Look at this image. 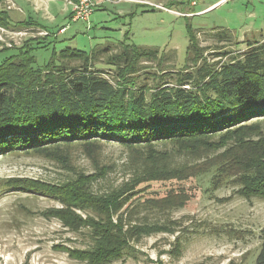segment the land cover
Segmentation results:
<instances>
[{
  "label": "trees",
  "instance_id": "16d2710c",
  "mask_svg": "<svg viewBox=\"0 0 264 264\" xmlns=\"http://www.w3.org/2000/svg\"><path fill=\"white\" fill-rule=\"evenodd\" d=\"M180 4L186 3L166 2L169 8ZM0 24L38 23H14L10 11L0 7ZM187 27V53L195 51L199 67L188 72L185 61L170 86L162 81L138 87L142 62L160 56L161 63L164 51L129 41H120L108 55L113 76L95 67L97 51L66 47L40 65L28 41L0 62V154L43 156L74 175L58 183L14 177L5 188L54 199L61 206L42 215L58 218L74 232L88 229L89 246L57 245L77 261L110 264L132 254L145 236L176 231L156 215L198 197L195 189L177 185L187 180L210 176L214 190L233 187L227 200L234 195L264 200V40L250 41L246 51L217 67L204 57L196 30ZM110 143L126 150L122 167L130 177L97 190L118 167L102 161V149ZM77 147L93 163V172L74 163ZM156 184L166 188L155 190ZM261 239L254 264H264V228ZM182 245L177 236L171 252L179 256Z\"/></svg>",
  "mask_w": 264,
  "mask_h": 264
},
{
  "label": "rangeland",
  "instance_id": "374dc122",
  "mask_svg": "<svg viewBox=\"0 0 264 264\" xmlns=\"http://www.w3.org/2000/svg\"><path fill=\"white\" fill-rule=\"evenodd\" d=\"M92 1L94 10L88 20L72 19L77 0L0 1V7L10 11L14 23L24 19L38 23L0 24V50L9 48L0 52V62L28 41L40 65L50 60L54 50L59 52L66 47L82 49L89 54L97 51L95 67L113 76V69L106 63L108 55L120 48V41H129L141 48L164 51L161 63L160 56L142 62L144 67L139 73L138 87H153L162 81H168L170 86L176 83L179 72L186 66L190 67L188 72L199 67L194 65L195 51L187 53V23L196 30L199 47L205 49L204 57L211 64L218 63L217 67L246 51L250 41L264 40V0H198L197 6H173L189 17L131 2ZM155 1L166 4L168 0ZM193 10L203 13L193 15ZM40 25L43 27L39 28L49 29L52 33L49 36L37 33ZM63 27L65 30L61 31ZM23 30L28 32L23 34ZM107 47L112 50L104 51ZM185 61L187 65L182 67ZM69 63L81 65L80 60ZM183 87L189 89L191 85L184 84ZM73 151L78 168L87 172L95 170L81 147ZM101 154L103 163L118 167L106 180L96 184L97 190L116 186L130 177L122 167L126 156L122 146L106 144ZM71 176H74L72 172L61 163L43 156L0 154V264H88L71 258L67 251L57 247L59 244L70 248L89 246L92 241L88 229L74 232L58 218L41 213L61 206L60 202L7 189L4 185L6 180L14 177L58 183ZM210 178L203 176L178 183L195 189L198 197L180 209L157 212L156 218L166 220L176 231L145 236L134 243L136 250L132 254L110 264H254L264 228V200L239 195L227 200L233 187L214 190ZM155 186V190L166 188L162 184ZM177 236L183 244L179 256L171 252Z\"/></svg>",
  "mask_w": 264,
  "mask_h": 264
},
{
  "label": "built area",
  "instance_id": "2783aa9c",
  "mask_svg": "<svg viewBox=\"0 0 264 264\" xmlns=\"http://www.w3.org/2000/svg\"><path fill=\"white\" fill-rule=\"evenodd\" d=\"M78 2L74 6V15H73V20H79V19H84L88 20L91 13L94 10V3L92 0H77ZM114 1V0H113ZM131 2L135 4H141V5H146L150 7H155L161 10H165L167 12H176L179 13V15H186V13L180 12L174 8H169L166 4L159 3L155 0H115V2ZM168 1H180L184 2L186 4H189L190 6H196L198 5V0H168ZM201 12H195L192 13L193 15L195 14H200ZM28 29V28H26ZM40 30H37V33L44 34V35H50L51 33L47 29L43 28H38ZM65 28H62L61 31H64ZM28 30H23V34H26Z\"/></svg>",
  "mask_w": 264,
  "mask_h": 264
},
{
  "label": "crops",
  "instance_id": "0c3cea01",
  "mask_svg": "<svg viewBox=\"0 0 264 264\" xmlns=\"http://www.w3.org/2000/svg\"><path fill=\"white\" fill-rule=\"evenodd\" d=\"M224 1V0H223ZM37 25V24H36ZM31 27H33V26H31ZM39 27H41V25L40 26H38L37 28H39Z\"/></svg>",
  "mask_w": 264,
  "mask_h": 264
}]
</instances>
